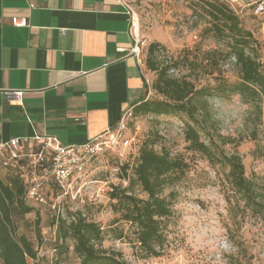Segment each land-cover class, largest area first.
I'll return each mask as SVG.
<instances>
[{"label":"rangeland","instance_id":"1","mask_svg":"<svg viewBox=\"0 0 264 264\" xmlns=\"http://www.w3.org/2000/svg\"><path fill=\"white\" fill-rule=\"evenodd\" d=\"M214 0H134L139 16L140 44L145 63V74L150 87V98L161 97L154 88L159 72L146 64L150 43L162 46L154 55L159 67L173 65L169 73L187 76L197 87H208L207 107L215 128L212 133L225 141L228 153H237L245 165L246 174L257 187L258 200L264 202V92L255 101H244L230 87L240 80V69L234 56H228L229 38L220 39L214 32L205 31L211 25L208 3ZM228 3L242 19L243 25L254 32L264 72V15L255 7H242L232 0ZM216 50L217 64L205 59L207 51ZM189 52V58H182ZM135 111V110H134ZM186 116L135 115L130 133L137 140L132 149L100 152L85 166L82 175L87 182L85 192L96 197L92 203L64 199L66 212L81 210L89 220L103 229L100 245L108 254L124 259L127 264H264V209L247 205L235 192L228 179L229 168L211 163L201 152L188 148L184 127ZM156 141L157 150L166 149L172 156H180L188 168L165 193L175 192L174 214L165 228L166 240L157 257H145L132 242L134 228L130 223L116 220L120 213L114 210L116 200L111 198L114 186L126 187L129 180L123 173H115V165L133 166L139 147L146 141ZM129 175L132 174L130 169ZM49 198H56L58 188L51 183L44 186ZM135 193L146 194L139 186ZM34 210L25 221L19 220L18 234H26L38 249V260L31 264H80L74 252V240L67 239L63 248L54 251L56 242L55 212L47 204L31 203ZM40 217L41 235L36 230ZM123 231V237L118 234ZM1 264V263H0Z\"/></svg>","mask_w":264,"mask_h":264},{"label":"crops","instance_id":"2","mask_svg":"<svg viewBox=\"0 0 264 264\" xmlns=\"http://www.w3.org/2000/svg\"><path fill=\"white\" fill-rule=\"evenodd\" d=\"M140 33L117 0H0V146L17 137L34 150L35 134L83 143L114 127L149 98Z\"/></svg>","mask_w":264,"mask_h":264},{"label":"trees","instance_id":"3","mask_svg":"<svg viewBox=\"0 0 264 264\" xmlns=\"http://www.w3.org/2000/svg\"><path fill=\"white\" fill-rule=\"evenodd\" d=\"M207 13L211 25L205 31L214 32V36L229 38L228 56H234L240 69V80L230 85L244 101H255L264 92V72L260 55L257 53L259 42L254 32L246 28L241 17L226 2L214 0L208 3ZM159 42H152L148 48L146 64L151 70L159 72L154 88L161 97L148 98L135 106V115H177L186 116L184 134L188 148L201 152L208 160L229 168L228 179L235 192L245 199L247 205L262 211L264 202L258 200L255 182L246 174L245 165L237 153H228L224 144L212 133L215 122L207 107L206 96L210 95L208 87H197L187 76H174L169 73L173 65L159 67L154 59L161 48ZM216 50L207 51L208 63L217 64ZM185 52L182 58H189ZM156 141L146 140L138 149L133 166L123 163L119 173L129 180L126 187L114 186L111 198L116 200L114 210L120 213L116 220H124L134 228L132 242L145 257H157L161 254L166 240L165 228L174 214L173 200L175 192L165 193L182 175L188 163L183 157L172 156L166 149H155ZM27 161L21 159L17 164H5L0 157V263L31 264L29 259L37 261L38 249L24 233L18 234V221H25L26 216L34 210L32 201L27 197ZM132 174L129 175V170ZM139 186L146 194L140 197L135 193ZM56 244L63 248L67 239L74 240V252L80 258V264H127L124 259L108 254L101 247L103 229L95 221L89 220L81 210L66 212L65 218L55 213ZM36 230L41 235L40 217L36 219ZM123 231L118 234L122 238ZM51 264H56L53 262Z\"/></svg>","mask_w":264,"mask_h":264},{"label":"built area","instance_id":"4","mask_svg":"<svg viewBox=\"0 0 264 264\" xmlns=\"http://www.w3.org/2000/svg\"><path fill=\"white\" fill-rule=\"evenodd\" d=\"M117 1L129 11L133 24L139 21L133 5L134 0ZM255 12L264 15V0L255 3ZM12 22L16 26L28 25L26 17H14ZM62 32H65V29H62ZM262 53L264 56V47ZM11 93L19 97L23 91L16 90ZM134 118V108L130 107L123 112L114 127L83 143H63L54 135L35 134L33 140L36 149L28 151L24 141L15 137L0 146V157L9 165L17 164L21 159L26 160L28 199L47 204L57 217L65 218V198L83 204L96 200V197L85 192L87 182L83 180L82 175L86 164L100 152L112 150L121 153L134 147L137 137L135 133L129 132ZM113 170L119 173L121 166L115 165ZM48 183L58 188L59 194L56 198H49L44 192V186Z\"/></svg>","mask_w":264,"mask_h":264},{"label":"bare ground","instance_id":"5","mask_svg":"<svg viewBox=\"0 0 264 264\" xmlns=\"http://www.w3.org/2000/svg\"><path fill=\"white\" fill-rule=\"evenodd\" d=\"M137 23H139V21H136L135 25H136Z\"/></svg>","mask_w":264,"mask_h":264}]
</instances>
